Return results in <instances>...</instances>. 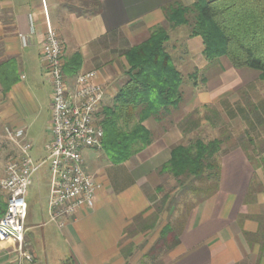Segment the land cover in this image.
Here are the masks:
<instances>
[{"label":"crops","instance_id":"1","mask_svg":"<svg viewBox=\"0 0 264 264\" xmlns=\"http://www.w3.org/2000/svg\"><path fill=\"white\" fill-rule=\"evenodd\" d=\"M82 1L0 0V139L6 144L0 146L6 157L0 160V174L16 154L5 126L23 131L22 138L31 141L34 160L44 157L51 87L41 45L48 25L61 41L68 87H74L77 73L95 70L105 107L113 103L127 79L125 52L148 38L154 28L167 26L169 5H190L194 0H97L99 12L78 15L73 8L81 7ZM185 44L189 54L203 57L200 37H188ZM207 62L203 57L193 65L199 68ZM256 75L255 80L264 84ZM236 79L239 85L241 80ZM209 94L203 103L212 102L214 94ZM162 117L144 120L155 137L143 149L122 162H111L106 155L103 162L97 161L93 176L100 187L93 206L78 209L62 226L48 218V169L46 164L40 168L35 178L45 190L46 209L38 219L29 214L28 206L25 221V236L36 229V236L25 244L39 261L50 255L54 263L67 259L70 264H264V172L236 145L221 155L217 186L197 200L185 222L177 221L176 215L174 227L166 221L160 225L157 214L151 221L152 205L159 198L160 168L182 137L178 126H167ZM33 131H44L39 145ZM169 230L170 246L146 259L153 243H162L161 236ZM4 249L7 246L0 243V264H4Z\"/></svg>","mask_w":264,"mask_h":264},{"label":"trees","instance_id":"2","mask_svg":"<svg viewBox=\"0 0 264 264\" xmlns=\"http://www.w3.org/2000/svg\"><path fill=\"white\" fill-rule=\"evenodd\" d=\"M82 2L81 7L73 8L76 14L99 12L97 0ZM165 14L167 27L154 28L148 38L125 52L127 79L113 103L103 108L101 150L111 162H122L143 149L150 142L151 132L142 122L160 119L161 112L170 114L183 98L185 78L175 62L177 56L167 50L170 30L187 27V37L201 38L206 61L225 57L234 68L257 71L264 82V0H194L190 5L176 2ZM194 69L186 79L196 83L198 71ZM220 144L218 139H197L177 145L160 171H170L175 177L200 176L216 167ZM218 174L219 170L217 178Z\"/></svg>","mask_w":264,"mask_h":264},{"label":"rangeland","instance_id":"3","mask_svg":"<svg viewBox=\"0 0 264 264\" xmlns=\"http://www.w3.org/2000/svg\"><path fill=\"white\" fill-rule=\"evenodd\" d=\"M187 32L188 28L185 26L175 28L174 31L170 30V39L167 45V50L172 56H177L178 60L175 58V62H177L185 78V82L182 84L183 98L179 106L173 109L170 114L161 112L158 116L163 115V123H166L167 126L174 124L178 126V124H181L180 127L178 126L180 129L179 132L182 135L181 140L178 143L175 142L172 148L177 145H188L197 139H201L204 142L218 139L221 141V144L219 154L215 157L217 161L216 167H211L200 176L185 174L175 177L170 171H160L162 176L158 180L159 198L152 205L153 209L151 212L153 213L150 215V219L151 221L154 220L153 217L157 214V222L161 225L166 221L170 227L175 226L176 215H179L177 221L181 222L183 220L185 222L197 200H200L203 196L215 189V186L218 184L217 171H220V157L229 148L228 146L236 145L242 148L247 153L249 159L264 172V84L261 81L255 80L257 78V71L249 68H234L225 57H220L214 61L207 62L205 66L200 65L196 69L198 71L196 83L186 79L187 75L195 70L193 64L199 65L203 60L201 55L193 52L189 54L186 50L185 42L188 39L186 36ZM44 42L45 36L42 40V43ZM181 57L182 60L180 61ZM63 60L62 63L64 62ZM222 72H224V75H222ZM236 77L239 80L242 77L244 80H241V83L237 85V82L235 83L237 80ZM229 79L232 82L228 81ZM225 82H229V84L223 87ZM209 93L214 94V99L212 102L203 103L201 100L210 96L211 94ZM217 94H220L219 97L216 96ZM223 94H228V96L225 97L224 95L223 97ZM229 95L233 96L231 97L232 100H234V97L236 99L234 101L230 100ZM103 108L102 105L98 112L99 122L102 126V120L104 118ZM241 112H244V115L242 114L243 116ZM171 114L173 115L172 119L169 116ZM175 118L176 120H174ZM133 121V119L130 120L128 124L130 128L132 127ZM143 122L142 124L144 126ZM149 131L151 132V141L155 137V134L153 131ZM31 133L32 136H36L37 145H39L41 143L39 139H43L45 135L44 131L40 134L38 131ZM0 141V146L2 148L6 147V144L1 139ZM2 148L0 149V160L4 159L5 161V150L3 151ZM81 156L83 167L90 175H94L97 163L99 161L101 163L106 159L102 151L92 148L82 149ZM3 175L4 173L0 174V179ZM26 201L29 206L30 215L32 213L34 218L39 219L41 212V216H43L46 209L45 190L35 177L28 188ZM5 204L6 194L0 186V212L4 210ZM29 222L30 220L26 224H29ZM159 229L157 228L158 231ZM136 230L138 231V229H135V232ZM170 232L171 230L167 233L165 232V234L163 233L164 235L161 236V242L165 244L164 246H161L162 243L159 240L158 244L155 245L153 243L146 259L149 257L151 259L155 255L157 256L164 248L170 246L172 242V233ZM26 234L29 237L25 236L21 250L15 244L9 242L2 243L7 246V249H4L6 253L5 260L7 262L4 260L2 263L70 264L67 259L54 263L50 255L43 256L42 261H39L40 257L34 256L30 250V245L25 244L29 238L31 239L36 236V229L32 228ZM125 244L127 246L128 243L125 241ZM158 247H161L162 250H159ZM24 252L29 254L31 258L27 259L23 255ZM157 252L159 253L157 254Z\"/></svg>","mask_w":264,"mask_h":264},{"label":"built area","instance_id":"4","mask_svg":"<svg viewBox=\"0 0 264 264\" xmlns=\"http://www.w3.org/2000/svg\"><path fill=\"white\" fill-rule=\"evenodd\" d=\"M41 57L51 87L49 137L43 146L44 157L33 159L31 141L22 138L21 129L4 128L5 135L16 146V154L7 160L0 179L6 194L5 208L0 215V243L15 244L19 250L25 241L26 194L43 165L46 164L49 176L48 218L59 226L78 209L93 206L100 187L95 177L83 170L81 156L84 148H100L104 135L98 117L104 90L96 81L97 73L95 70L79 72L70 89L62 68L61 41L49 25L41 45ZM23 255L31 258L25 252Z\"/></svg>","mask_w":264,"mask_h":264}]
</instances>
